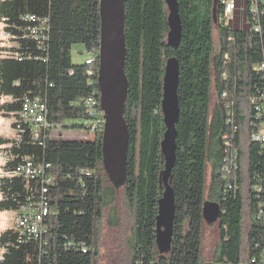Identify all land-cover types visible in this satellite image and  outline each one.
<instances>
[{
    "label": "trees",
    "instance_id": "trees-1",
    "mask_svg": "<svg viewBox=\"0 0 264 264\" xmlns=\"http://www.w3.org/2000/svg\"><path fill=\"white\" fill-rule=\"evenodd\" d=\"M226 1L176 0L177 48L167 45L165 0L124 1L128 147L125 178L115 186L102 161L98 104L86 102L98 101L99 0H0L3 31L13 42L0 58V97L8 99L0 110L13 116L16 130L13 139L0 140V211L29 215L38 203L47 209L37 236L16 225L0 232V264H98L103 210L120 188L133 212L130 264H203L205 201L219 208L214 262L262 264L264 142L249 132L264 128V75L254 69L264 55V0H234L228 21ZM255 4L259 15L250 11ZM75 44L79 54L95 53L92 64L72 61ZM169 58L178 63L179 118L167 180L172 236L160 252L155 218L163 190L162 78ZM25 99L45 105L38 139L19 118ZM61 129L82 135L61 138ZM27 162L31 173L18 172Z\"/></svg>",
    "mask_w": 264,
    "mask_h": 264
},
{
    "label": "water",
    "instance_id": "water-1",
    "mask_svg": "<svg viewBox=\"0 0 264 264\" xmlns=\"http://www.w3.org/2000/svg\"><path fill=\"white\" fill-rule=\"evenodd\" d=\"M124 1L99 0L100 40L98 48L97 84L100 110L102 111L101 154L105 170L111 182L118 186L125 178L128 130L123 118L128 83L124 74ZM167 14V45L177 48L181 27L176 0H165ZM178 63L174 58L166 60L162 78L161 111L165 131L160 142L164 161L163 190L158 200L155 218V240L160 252L169 249L174 215L172 190L167 184L174 163L175 124L179 118L177 100ZM217 203L205 201L202 215L205 221L218 218Z\"/></svg>",
    "mask_w": 264,
    "mask_h": 264
},
{
    "label": "rangeland",
    "instance_id": "rangeland-1",
    "mask_svg": "<svg viewBox=\"0 0 264 264\" xmlns=\"http://www.w3.org/2000/svg\"><path fill=\"white\" fill-rule=\"evenodd\" d=\"M235 9L233 15L235 14ZM230 20V19H229ZM214 39H216V32L213 33ZM13 42L9 39L3 31V24L0 21V58L6 56L9 52L6 51ZM81 46L75 44L72 46L71 57L74 63L84 61L86 58L85 53L79 54L78 51ZM8 99L0 97V105ZM14 118L11 115H6L4 111L0 110V140H11L16 136V130L13 127ZM81 132L74 130H60L61 138H75L80 137ZM5 146L0 144V176L2 175L1 166L4 163V156L2 149ZM209 178V171H207V181ZM245 193V190H244ZM17 216L14 211H0V232L8 228L13 227L17 223ZM115 221L116 224H109V222ZM133 221V212L128 205L123 190H116V198L110 207H106L103 210V217L99 227V257L98 264H130V252L128 249V242L131 238V229ZM248 223L247 217H245L244 226ZM218 241L217 221L203 222L202 227V261L203 264H216L214 262V253L216 244ZM2 248H0V255L2 254ZM219 264V263H217Z\"/></svg>",
    "mask_w": 264,
    "mask_h": 264
},
{
    "label": "built area",
    "instance_id": "built-area-1",
    "mask_svg": "<svg viewBox=\"0 0 264 264\" xmlns=\"http://www.w3.org/2000/svg\"><path fill=\"white\" fill-rule=\"evenodd\" d=\"M254 1L255 0H253V2ZM234 9H236L234 0L226 1L225 8H224V18L227 21L229 19L230 20L232 19ZM250 11L252 14L253 12L258 15L260 14L258 11L257 4L252 5V7L250 8ZM260 12L264 13V9H262ZM94 60H95V53L92 52L86 55L84 62L85 64L90 65L94 62ZM254 69L264 75V55L261 61H259L255 65ZM90 73H92V71H90ZM95 93L98 96L99 94L98 90ZM261 99L264 102V88H263V91L261 92ZM86 102L89 106H95L98 104L99 111L101 113V118L99 119V126L102 130L103 119H102V111L100 110L99 96H98V101L97 99H95V97H89L87 98ZM93 108L95 110V107ZM92 113L93 111L90 112V114ZM19 118L23 122L30 124L32 126L33 136L35 139H38V130H40V128L46 125L45 124V105L39 100L25 99L22 109L19 112ZM249 134L252 140L264 142V128H258L256 130H253L252 128ZM17 171L18 172L24 171L25 174H30L31 173L30 163L27 162L25 166L17 169ZM42 191H45V189H43ZM46 213H47V209H46L45 204L38 203L33 213L30 212L29 215L17 216L16 226L21 229H26L29 232V234H32L33 236H37L38 232L40 231L39 223L42 220V217ZM261 216L264 219V215L261 214ZM262 264H264V261L262 262Z\"/></svg>",
    "mask_w": 264,
    "mask_h": 264
}]
</instances>
